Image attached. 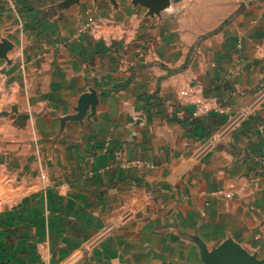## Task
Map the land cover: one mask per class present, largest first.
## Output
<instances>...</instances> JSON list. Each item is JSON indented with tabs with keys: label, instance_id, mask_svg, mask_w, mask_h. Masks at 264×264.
I'll use <instances>...</instances> for the list:
<instances>
[{
	"label": "crops",
	"instance_id": "0c3cea01",
	"mask_svg": "<svg viewBox=\"0 0 264 264\" xmlns=\"http://www.w3.org/2000/svg\"><path fill=\"white\" fill-rule=\"evenodd\" d=\"M234 244L264 261V0H0V264Z\"/></svg>",
	"mask_w": 264,
	"mask_h": 264
},
{
	"label": "water",
	"instance_id": "95a60500",
	"mask_svg": "<svg viewBox=\"0 0 264 264\" xmlns=\"http://www.w3.org/2000/svg\"><path fill=\"white\" fill-rule=\"evenodd\" d=\"M79 1V0H72ZM113 4H116V0H110ZM132 4L135 6H141L148 9L149 14L161 15L166 12L172 5L173 0H131ZM223 254H231L233 258L238 260L239 264H264L263 260H259L255 255L250 254L244 250L239 245L229 246L228 249L222 253V256L226 258Z\"/></svg>",
	"mask_w": 264,
	"mask_h": 264
},
{
	"label": "built area",
	"instance_id": "2783aa9c",
	"mask_svg": "<svg viewBox=\"0 0 264 264\" xmlns=\"http://www.w3.org/2000/svg\"><path fill=\"white\" fill-rule=\"evenodd\" d=\"M211 107V106H210ZM209 107L206 106V101L203 100V101H199L198 102V109H199V112H205ZM216 108V107H215ZM118 157L120 159H122L124 157V154L123 153H118ZM134 164H139V163H134ZM233 196V195H232Z\"/></svg>",
	"mask_w": 264,
	"mask_h": 264
}]
</instances>
